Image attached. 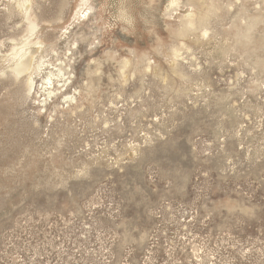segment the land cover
<instances>
[{
    "label": "rangeland",
    "instance_id": "rangeland-1",
    "mask_svg": "<svg viewBox=\"0 0 264 264\" xmlns=\"http://www.w3.org/2000/svg\"><path fill=\"white\" fill-rule=\"evenodd\" d=\"M0 264H264V0H0Z\"/></svg>",
    "mask_w": 264,
    "mask_h": 264
},
{
    "label": "bare ground",
    "instance_id": "bare-ground-1",
    "mask_svg": "<svg viewBox=\"0 0 264 264\" xmlns=\"http://www.w3.org/2000/svg\"><path fill=\"white\" fill-rule=\"evenodd\" d=\"M34 51H28L26 50H20L14 52V62L10 66L11 71L17 76L22 73H26L30 71L32 67V60H33V53ZM53 73L51 71L49 72V75H47L45 78H43L42 86H48L51 83ZM28 90L30 91L33 86V80L31 79V76L28 80ZM51 93V91H50Z\"/></svg>",
    "mask_w": 264,
    "mask_h": 264
}]
</instances>
